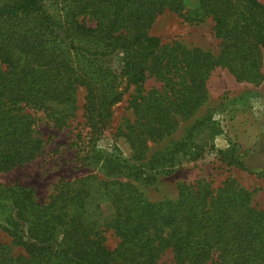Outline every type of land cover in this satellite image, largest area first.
<instances>
[{
  "label": "trees",
  "instance_id": "obj_1",
  "mask_svg": "<svg viewBox=\"0 0 264 264\" xmlns=\"http://www.w3.org/2000/svg\"><path fill=\"white\" fill-rule=\"evenodd\" d=\"M166 10L185 21L211 17L220 53L150 34ZM263 51L260 0H0V172L41 152L40 112L63 128L84 87L87 122L101 129L136 87L129 99L135 118L119 127L133 156L96 141L89 155L127 179L89 174L67 180L45 202L32 188L0 183V231L25 252L16 255L0 241V264H160L168 250L175 264H264V209L253 204L254 190L235 179L218 188L184 183L175 199L152 201L134 182H153L161 169L202 155L194 131L212 114L151 156L147 142L167 139L180 118L195 115L208 100L207 82L216 67L260 83ZM149 77L162 86L145 90ZM237 151L235 145L226 150L229 162L245 167ZM102 208L113 214L111 226L120 239L114 249L98 227Z\"/></svg>",
  "mask_w": 264,
  "mask_h": 264
},
{
  "label": "rangeland",
  "instance_id": "obj_2",
  "mask_svg": "<svg viewBox=\"0 0 264 264\" xmlns=\"http://www.w3.org/2000/svg\"><path fill=\"white\" fill-rule=\"evenodd\" d=\"M264 3V0H260ZM193 1L188 7H194ZM93 24V22H89ZM149 33L161 37L164 43L178 41L189 48H201L216 55L220 53V39L215 34V22L209 17L198 21H185L177 13L166 10L159 14L149 28ZM264 69V51L263 67ZM208 100L188 120L179 119L175 132L163 141H148L147 156L162 150L167 141H178L188 130L199 124L203 117L212 114L206 125H199L195 141L203 145L204 152L193 160L179 161L170 169H161L151 181H134L152 201L175 199L178 187L184 183H207L218 188L227 179L254 190L253 204L264 209V79L260 83L238 80L227 68L218 66L211 71L207 82ZM145 90L160 88L162 83L149 77L143 85ZM122 88V87H121ZM136 87L131 86L121 102L113 107V115L101 129H92L85 113L86 90L77 91V109L63 128L55 127L41 112L38 114V130L44 139V147L36 158L11 170L0 172V183L20 184L35 190L41 202L48 201L60 182L73 181L89 174L102 179H127L110 174L101 167L100 159H90L92 145L112 149L118 146L123 155L131 158L133 150L127 139L119 134L125 119H134L129 107L130 95ZM216 123L217 126H213ZM205 144V145H204ZM235 145L236 156L244 163L229 162L226 150ZM224 152V154H223ZM228 156L227 158L225 156ZM113 214L103 208L98 216V227L105 244L114 249L120 242L111 226ZM0 241L9 244L13 252L24 254L20 246H13L11 238L0 231ZM160 264H175L171 250L166 251ZM213 264V263H208Z\"/></svg>",
  "mask_w": 264,
  "mask_h": 264
}]
</instances>
